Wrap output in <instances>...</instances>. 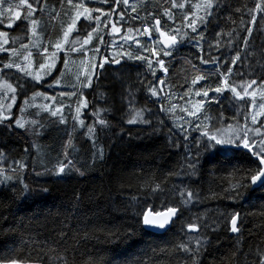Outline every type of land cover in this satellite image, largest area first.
Here are the masks:
<instances>
[{
    "label": "trees",
    "instance_id": "16d2710c",
    "mask_svg": "<svg viewBox=\"0 0 264 264\" xmlns=\"http://www.w3.org/2000/svg\"><path fill=\"white\" fill-rule=\"evenodd\" d=\"M18 2L19 0L5 1L12 5ZM219 3L220 8L216 10L218 14L209 18L207 28L200 27L206 37L203 44L204 59H210L208 41L214 43L215 34L222 33L220 49L211 50L212 57H219L220 70L223 71L229 66L224 63L225 58L230 61L235 51L239 50L244 63L237 61L232 78L238 84L255 78L257 85L253 88L264 90V85L261 84V79L264 78V21L260 20L259 14L249 46L243 49L239 47L242 44L240 38L247 35V9L254 5L255 0H219ZM130 4L136 5L137 12L132 13L130 8L126 11L125 21L118 24L121 26V35L136 36L142 46L151 47V42L146 36H140L135 31L129 34L127 27L141 28L145 23L151 24L152 17L148 13L162 17L163 8L170 7V0L168 3H165V0H130ZM60 5L61 0H46L45 4L54 8ZM113 6L112 0L105 4L97 0L92 5L105 11H109ZM122 8L123 4L117 8V14L112 16L114 22L119 21L118 13ZM237 8L241 11H236ZM172 11L175 24L162 17V25L181 24L183 12L178 9ZM23 15L24 12L22 17ZM95 15L100 14L94 13ZM137 15L139 19H131ZM101 19L106 21L108 17L102 16ZM24 22L23 18L16 21L15 28L21 27ZM67 23L61 25V30H57L51 40L48 39L49 33H45L44 42L33 55L41 56L39 53L44 46L51 50V44L62 38ZM110 28V24L108 28L101 26L96 36L102 35L104 43H100L95 36L87 47V52L94 51L95 46L101 48L116 45L118 38L108 35ZM233 29L236 31L233 32ZM188 31L190 33V30ZM230 32L236 37L231 43V37L228 35ZM152 35L156 37L157 34L153 31ZM129 41L122 42L125 49L118 50L119 54L115 57L120 59V64L108 63L103 69H95L91 87L84 90L88 101V107L81 110L80 116L84 126L73 120L78 97L67 101L64 99L58 103L65 105L63 112L67 119L66 124L59 123V116L52 117L49 112H37V107L29 106L30 111H24L22 114L19 108L23 106L25 96L19 98L15 107L16 116L23 115L35 123L28 126L27 132L16 129L13 134L0 133V152L7 157L6 161L0 163V167H7L12 163V159L28 165L23 172L16 173L14 184H0V217H7L6 220L0 219V258L11 255V249L28 241H34L40 246L49 243L54 247L60 246L62 241L57 233L63 230L76 238L69 241L73 246L69 257L75 255L80 261L98 260L99 264H182L181 258L184 254L170 250L182 239L201 236L206 237L211 245L204 252L202 264H237V261L240 264H250L240 253H247L249 245L254 247L264 243V189L252 186L241 199L230 198L232 185L239 178L237 169L246 166L247 157L237 154L230 164L223 160L218 163L202 161L203 166L197 175L187 176L183 171V146L189 143V146L194 148V144L184 141L172 125L191 120L193 124L202 122L217 127L228 124L239 126L245 123V115L248 116L249 126L261 127V124L251 125L249 105L235 101L229 92L219 96V103L216 102L217 94L214 92L209 93V98L194 95L201 87L215 86L219 72L215 62L200 63L201 53L192 40L186 39L178 44L170 57L161 54L168 70L165 74L155 63V57H151L143 48H137L134 40ZM128 51L133 55L141 54L152 59L156 75L151 74L146 60L129 59L126 54H122ZM83 53L84 50L67 52L69 57L78 61L84 60ZM102 53L100 49L98 54H94L98 57ZM104 56L109 61L113 60L107 54ZM3 57L6 60L0 67L7 62L8 55ZM98 59L96 63L99 65L100 58ZM9 72L10 69H5L0 73L9 79ZM197 74H204L207 79L192 86L191 81ZM21 79L32 86L30 95L27 96L29 99L33 91L42 89V86L28 79ZM159 79L165 81L164 91L172 94L170 100L164 101L165 108L170 107L172 103L179 106L174 114L160 111L161 104L148 91L152 85L159 87ZM46 82L43 84L46 85ZM190 87L192 91L188 92ZM160 96L163 98L164 93H160ZM181 96L183 99H180ZM189 98L191 103L188 102ZM199 100L204 102L198 113L199 121L181 111V108H192ZM39 102L41 101H36V104L43 105ZM259 102L261 101L258 91L257 103ZM48 103L51 105L49 101ZM68 105H71V108L67 107ZM132 108L143 109L145 118L150 119L151 124H127L126 120L132 114ZM96 112L108 121L107 125L95 123ZM205 117L211 119L205 120ZM260 119L264 121V117ZM161 120L164 121L163 125L160 124ZM89 126L94 128V133L88 132ZM154 126L158 130L154 131ZM169 128L172 129L171 132ZM198 135L197 131H192L190 141L191 137ZM249 136L257 141L260 139L254 132H249ZM173 141H178L179 147ZM25 149L28 151L25 152ZM100 150H103V159L99 158ZM65 152L75 168L83 171V176L77 171L62 177L53 174L59 162L67 163ZM170 172L174 174L169 175ZM20 178L32 189L30 194L23 193ZM150 181L160 183L164 191L150 193ZM43 188L48 191H42ZM180 191L185 192V198L187 191L197 195L187 204H182ZM175 204L180 205L181 212L166 232L155 234L147 231L142 224H137L139 211L151 208L166 211L167 206ZM234 212L240 213L242 234L232 233L227 222L228 216L222 215ZM189 222H195L199 226L198 233H187L186 225ZM113 233H117L119 239H116ZM57 242H60V245ZM234 250L237 252L235 257L232 256Z\"/></svg>",
    "mask_w": 264,
    "mask_h": 264
},
{
    "label": "snow or ice",
    "instance_id": "6c2138e0",
    "mask_svg": "<svg viewBox=\"0 0 264 264\" xmlns=\"http://www.w3.org/2000/svg\"><path fill=\"white\" fill-rule=\"evenodd\" d=\"M66 2L69 12L65 15L69 16V21L66 27L63 29L62 38H58L55 43L51 44V48L54 51L49 53V47L44 46L40 55L44 57V62L39 63L38 67L33 70L32 62V51H27L23 54V63L16 62L15 57L19 56L20 49H28L29 45L21 43L19 48H17L16 41L17 38L10 36L9 31L0 30V53H8L7 62H4L2 67H0V72L5 69H15L17 72L22 73L24 76L30 77L31 81H34L36 85H40L45 80V76L51 75V70L56 66V60L58 58V53L68 51L76 52L78 49L84 50V55H87V46L90 45L94 39V34H98L101 26L108 28L111 25L110 32L108 35H119L121 32V26H118L120 22L125 21V13L130 8L132 13L137 12V7L135 4H130V0H112L113 7L109 11H105L100 7H92L84 2V0H61V5ZM101 4L108 3L109 0H99ZM168 3V0H165ZM46 4V0H19L18 4L12 5L8 4L5 7V0H0V25H3L5 29H12L15 21L26 19L31 25L32 36H38L36 32V25L38 21L34 18L37 12H42L43 7ZM123 4V8L119 11V21L114 22L112 16L117 14V8ZM187 7V11H185ZM220 8L219 0H170V7H164L162 12V17H166L167 21H174L173 9H178L183 12L182 22L179 26L172 25H162L161 16H156L153 13H148L152 17V23H145L141 28L127 27V33H133L134 31L140 36H147L148 40L151 42V47H144L141 42L131 35H124L123 40H134L137 48H143V51L149 52L151 57H155V63L159 65V68L164 73H167V68L165 67V61L161 58V54L164 57H170L173 55V51L176 46L186 39H190L194 42V46L201 53L199 59L201 64H208L215 62L217 64V71L219 72L218 82L212 87H201L199 90L194 92L197 97L209 98V93L214 92L217 94L216 102L219 103V96L223 95L225 92L231 93L235 101H242L249 105V111L251 112V125L255 126L257 123L261 124V127H251L247 123L248 116L245 115V123L239 126H233L228 124L227 126L220 125H209L208 123L197 122L194 123L191 120H185L182 124H173L172 127L176 128L183 140L194 144V148L189 146V143L184 144V174L190 177L197 175V172L203 166V163H218L220 160L224 162L231 163L232 158L237 154L241 156H246V166L243 169H237L239 172V178L232 185L230 198L233 200L241 199L244 194L252 187L255 186L259 189H264V121L260 118L264 117V90H259L253 88L257 85V79L250 78L247 82H240L239 84L232 78L233 68L236 66L237 61H244L241 59L240 51H235L234 55L231 56L229 61L225 58L224 63L229 66L223 71L219 68V57H212L211 50H219L221 47L220 38L222 33H216L213 41H208L209 56L210 59H204L205 49L203 47L206 37L204 32L200 31V27L203 26L207 28L210 23L209 18L216 16L218 13L216 10ZM26 10V14L22 17V12ZM236 11H241L239 8ZM249 19L247 20V25L245 31L247 35L241 37L242 44L239 45L241 49L247 48L250 44V38L253 36L254 27L257 25V14H259L260 20L264 21V0H255L252 7L247 9ZM94 13H99L100 15H93ZM58 15V14H57ZM108 17L106 21H102L101 17ZM55 18V17H54ZM83 18L84 21L93 22L95 26L82 25L81 29L77 28L78 23ZM139 15L132 16V20L139 19ZM243 22V20L241 21ZM235 23V21H233ZM191 34L190 35L189 31ZM153 31L157 34L153 37ZM236 29H233L235 32ZM74 32L78 35L75 39L70 40V37ZM231 37L229 43L236 39L232 36V33H228ZM100 43H104V38L102 35H97ZM12 47H9V45ZM39 44V39H37L36 47ZM66 45H72L70 48L66 49ZM162 46V47H158ZM94 52L98 54L100 52L99 46L94 47ZM48 54V55H45ZM126 54L129 59L141 60L147 62V67L151 70L153 76L156 75L153 68V60L145 57L141 54L133 55L132 52L128 51ZM115 63L120 64V59L113 58L109 61L106 57L103 58L102 62L97 64H91L90 68H85L83 73L77 75V84L72 87L75 89L77 85L80 89H86L92 85V77L96 74L95 69L97 67L103 69L105 64ZM65 65H67V60H65ZM81 75L83 79H81ZM237 75H244V73H237ZM207 76L204 74H197L191 81L192 86L206 80ZM56 85L60 84L58 79H55ZM261 84L264 85V78L261 79ZM158 85H152L148 88V91L152 97L157 98V102L161 104L160 111L162 112H172L174 114L175 109L179 107L177 104L172 103L170 107L165 108L164 101L170 100L172 94L170 92L164 91L165 81L163 79L158 80ZM47 87H52L51 83L46 84ZM28 84L22 83L20 78H17L16 83L8 82L6 78H0V133H15L16 129L23 130L24 132L29 131V125L34 124L35 121L27 120L23 115L16 116L13 111V107L17 103V97L20 93H26ZM19 89V92H18ZM250 89H252L250 91ZM192 88L188 89L191 92ZM259 91V99L261 102L257 103V95ZM185 93V95L188 94ZM160 93H164L163 98H161ZM77 92H60L59 96H76ZM42 97L44 100L52 101L53 104L37 105L36 98ZM247 98V99H246ZM183 99V96L180 97ZM227 99V98H226ZM7 101V102H6ZM56 101L55 96H48L40 91H33L31 99L25 94L23 100V106L20 107V112L23 114L25 111V106L30 107H43L44 111L50 113L52 117L59 116V123L66 124L67 119L64 116L63 109L64 104L59 106H54ZM189 103H191V98H189ZM203 100L196 101L192 108H181V111L185 113L188 117H195L199 121L200 113L203 108ZM67 107L71 108V105ZM88 107L87 98L84 96L83 92H79V98L76 102L75 113L73 120L84 126V121L80 119L81 110ZM131 108V101H130ZM97 119L95 123L100 125H107L108 121L101 117L99 112L95 113ZM184 119V117H180ZM211 117H205V120H210ZM126 123L132 124H146L150 125L151 120L145 118V113L143 109L132 108V114L127 118ZM219 124L220 121L218 120ZM160 124L163 125L164 121L161 120ZM153 130H158L155 126ZM172 129L169 128V132ZM192 131H197L198 136L191 137ZM89 133H94V128L88 127ZM249 132H254L260 139H256L249 136ZM38 134V133H37ZM92 137H90L91 139ZM171 140V136L169 137ZM173 143L179 147L178 141H173ZM93 144L95 140L93 139ZM243 150V151H241ZM28 149H25L27 152ZM65 160L67 163L59 162L58 166L54 169L53 174L56 176H64L72 171H77L81 176L84 175L83 171L75 168L73 161L68 159V153H64ZM99 158L103 159V150H100ZM7 160V157L3 152H0V163ZM203 161V163H202ZM28 167L27 164L20 160L12 159V163L7 165V167H0V184L15 183L14 176L16 173L23 172ZM40 173H37L39 175ZM174 173H169L173 175ZM19 183L23 185V193L30 194L32 189L30 186L24 182L22 178L19 179ZM149 191L152 194H157L164 191V188L160 183H155L150 181ZM42 191L47 192V188H43ZM180 198L182 204H187L193 199L197 194L192 191H187L185 198V192L180 191ZM78 199V197H77ZM181 212V207L179 204L172 206H167L166 211H157L155 208H151L147 211H139V218L137 219V224H142L145 228H156V229H166L167 226L174 223L173 218L177 217V214ZM228 216V224L230 225V231L235 234H242L240 225L242 221L240 219V213L234 212L232 214H222ZM178 218V217H177ZM0 219L6 220L7 217H0ZM15 227V226H13ZM187 233H198L199 226L195 222H189L186 225ZM135 231V230H133ZM186 233V235H187ZM60 236L62 245L57 242V247L52 246V244H44L43 246L36 245L34 241L24 242L14 249L10 250L12 253L9 256L0 258V264H99L98 260H77L75 255L69 257V253L73 251V246L69 244V241H74L76 238L73 235H68L63 230L57 233ZM116 239H119L117 233H113ZM239 239V236L237 237ZM27 245V247H25ZM210 242L206 237L196 236L188 237L186 240L182 239L179 244H176L172 248L171 252H182L184 255L181 258L182 264H202V258L204 252L210 247ZM24 253L19 255V253ZM237 254L236 250L232 252V256L235 257ZM240 255L245 256V259L250 262V264H264V243L256 244L254 247L252 245L248 246V252H241ZM47 257V260H45ZM223 264V262H221ZM237 264H240L237 261Z\"/></svg>",
    "mask_w": 264,
    "mask_h": 264
},
{
    "label": "rangeland",
    "instance_id": "374dc122",
    "mask_svg": "<svg viewBox=\"0 0 264 264\" xmlns=\"http://www.w3.org/2000/svg\"><path fill=\"white\" fill-rule=\"evenodd\" d=\"M6 1V0H5ZM56 1V0H53ZM84 2L86 4H88L89 6L94 5L97 0H84ZM9 3H5V7L8 6ZM26 14V10L23 11ZM22 12V13H23ZM69 12V8L66 4V2L62 5H60L58 8H54V7H48L45 6L43 7V11L42 12H37L34 15V18L38 21V24L36 25V32L38 34V36H32L31 34V25L29 23L28 20L25 19L24 24L19 27V28H15V23L12 29H5L3 27V25H0V30H9L10 36L17 38L16 41V47L19 48V45L21 43H25L29 45L28 49H20V55L15 57L16 62H20L23 63V54L26 53L27 51H32L35 52L36 50H38L39 46L44 42L45 39V33H49L48 35V39L51 40L54 38L55 33L57 32V30H61V25L69 21V16L65 15V13ZM58 14V15H57ZM94 15V14H93ZM55 17V18H54ZM90 25L93 26V22L91 25V22L89 21H84L83 18L81 19V21L78 23L77 28L81 29L82 25ZM95 26V25H94ZM3 27V28H2ZM78 35L77 32H74L72 34V36L70 37V40L75 39V37ZM115 37H117V43L116 45H110V46H103L100 49L103 51L102 54H99V58H100V62H102L103 58H105V54H107V56L111 57V58H115L116 56H118V50H124V44L122 42H124L125 40L122 39L123 35H121V32L119 35H115L113 34ZM96 36V34H94V37ZM136 38V36H133ZM147 37V36H146ZM37 39H39V44L36 47H33L34 44H36ZM148 40V37H147ZM149 41V40H148ZM127 42H130L129 40ZM91 45V44H90ZM90 45H88L87 47H89ZM72 45H66V49L70 48ZM9 47H12V45L10 44ZM52 51H54V49L50 48ZM51 50H49V53L51 52ZM78 50H83V49H78ZM94 51H89L87 52V55H84V60L82 61H78L77 59H74L72 57H69L68 54H65V52H60L58 53V58L56 60V66L55 68H53L51 70V75H47L45 76V81H47L45 84L51 83L52 87H47L46 85H44L42 82L40 84V86H42L41 90H38L42 93H45L48 96H55L56 97V101H55V105L54 106H59L61 103L60 101H63L65 99V101H67L68 99H71L73 97H78L79 98V92H83L84 94V90L86 89H80L77 85V88H73L72 86L74 84H77V75L83 73L85 68H90L91 64H97L96 61L98 62V57L96 56V54H94ZM4 55H8V53H0V65L2 64L3 61H5V57H3ZM48 55V54H45ZM63 55V57H62ZM65 60H67V65H65ZM32 62H33V70H35L39 63L44 62V57L39 56V55H33L32 56ZM99 68V67H97ZM11 72H9L8 76L9 79L6 78V75H1L0 73V78H6L8 80V82L11 83H16L17 78H20V81L22 83L23 80L21 79V77L30 80V77L24 76L22 73L17 72L15 69H10ZM7 71H9V69H7ZM55 79H58L60 81L59 85H56L55 83ZM81 79H83V76L81 75ZM93 79V77H92ZM31 81V80H30ZM33 83H35L34 81H32ZM29 85V84H28ZM44 85V86H43ZM63 87H68V88H63ZM32 89V86L29 85V87L26 90V93H20L17 97V103L19 101V98L21 96H25V94L27 96H29V91ZM67 90V91H60V90ZM59 91V92H58ZM76 91L77 95L76 96H64V97H60L59 93L60 92H73ZM19 92V89H18ZM41 101L39 102V104H49L48 100H44L42 97H37L36 101ZM7 102V101H6ZM51 103V105L53 104L52 101H49ZM16 103V105H17ZM16 105L13 107V111H16ZM21 107V106H20ZM37 112L39 113H43L47 111H44L43 107H37ZM20 109V108H19ZM25 111H30V107L27 106L25 107ZM66 111V109H65Z\"/></svg>",
    "mask_w": 264,
    "mask_h": 264
},
{
    "label": "water",
    "instance_id": "95a60500",
    "mask_svg": "<svg viewBox=\"0 0 264 264\" xmlns=\"http://www.w3.org/2000/svg\"><path fill=\"white\" fill-rule=\"evenodd\" d=\"M162 47V46H161ZM177 47V46H176ZM255 187V186H253ZM256 188V187H255ZM176 217L173 218V220L175 219ZM171 225L167 226L166 229H156V228H145L147 231L149 232H152V233H155V234H162L164 232H166L169 228H170Z\"/></svg>",
    "mask_w": 264,
    "mask_h": 264
},
{
    "label": "built area",
    "instance_id": "2783aa9c",
    "mask_svg": "<svg viewBox=\"0 0 264 264\" xmlns=\"http://www.w3.org/2000/svg\"><path fill=\"white\" fill-rule=\"evenodd\" d=\"M160 69V68H159ZM163 72V71H162ZM163 74H165L164 72H163Z\"/></svg>",
    "mask_w": 264,
    "mask_h": 264
},
{
    "label": "bare ground",
    "instance_id": "6f19581e",
    "mask_svg": "<svg viewBox=\"0 0 264 264\" xmlns=\"http://www.w3.org/2000/svg\"><path fill=\"white\" fill-rule=\"evenodd\" d=\"M197 68V67H196Z\"/></svg>",
    "mask_w": 264,
    "mask_h": 264
}]
</instances>
